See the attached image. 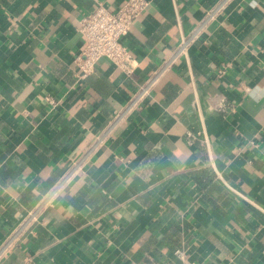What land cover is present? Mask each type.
<instances>
[{"label":"crops","instance_id":"1","mask_svg":"<svg viewBox=\"0 0 264 264\" xmlns=\"http://www.w3.org/2000/svg\"><path fill=\"white\" fill-rule=\"evenodd\" d=\"M122 1L0 0V244L217 0H148L133 72L76 83L79 19ZM34 229L0 264H264V0L208 23Z\"/></svg>","mask_w":264,"mask_h":264},{"label":"built area","instance_id":"2","mask_svg":"<svg viewBox=\"0 0 264 264\" xmlns=\"http://www.w3.org/2000/svg\"><path fill=\"white\" fill-rule=\"evenodd\" d=\"M231 1L217 0L210 6L197 25L182 39L174 53L153 71L123 107L112 115L111 119L94 137L83 157L67 171L44 199L20 221L0 244V261L25 234L36 235L34 225L39 212L81 169L83 163L105 145L118 126L144 102L161 76L175 63L177 57L186 54L189 46L200 38L207 24L213 21ZM148 4V0H123L114 10H108L102 3H98L90 13L79 19L77 30L83 38L84 46L74 59L76 83L86 80L95 71L96 63L99 60L109 61L126 75L133 72L135 60L130 50L123 44L122 39L128 35L131 26L142 15ZM47 100L53 103L51 99L47 98ZM225 108L223 104L218 107L221 111H225ZM174 255L178 259V264H194L188 260L182 250H176Z\"/></svg>","mask_w":264,"mask_h":264}]
</instances>
